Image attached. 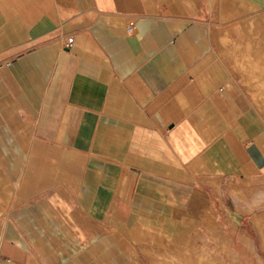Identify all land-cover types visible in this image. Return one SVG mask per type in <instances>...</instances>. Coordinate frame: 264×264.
I'll use <instances>...</instances> for the list:
<instances>
[{
	"label": "crops",
	"instance_id": "1",
	"mask_svg": "<svg viewBox=\"0 0 264 264\" xmlns=\"http://www.w3.org/2000/svg\"><path fill=\"white\" fill-rule=\"evenodd\" d=\"M261 88L264 0H0V264L183 247L264 177Z\"/></svg>",
	"mask_w": 264,
	"mask_h": 264
},
{
	"label": "rangeland",
	"instance_id": "2",
	"mask_svg": "<svg viewBox=\"0 0 264 264\" xmlns=\"http://www.w3.org/2000/svg\"><path fill=\"white\" fill-rule=\"evenodd\" d=\"M254 102L264 118V103ZM210 184V199L187 243L177 247L163 241L155 247L159 251L167 246L175 248L168 254L171 264H198L186 259L188 254L197 253L212 261L207 264H264V248L260 242V236H264V177L253 181L213 180ZM206 217L213 222L212 230L206 229L203 223ZM254 218L258 220L259 228L262 224L261 229L255 226ZM160 255L144 253L149 264H157Z\"/></svg>",
	"mask_w": 264,
	"mask_h": 264
},
{
	"label": "bare ground",
	"instance_id": "3",
	"mask_svg": "<svg viewBox=\"0 0 264 264\" xmlns=\"http://www.w3.org/2000/svg\"><path fill=\"white\" fill-rule=\"evenodd\" d=\"M256 91H257V96L260 97V98H263V99H262V101H263V100H264V88L257 89ZM206 218H207V217H206ZM254 224H255L256 227H258V225H259V224H258V221H255ZM261 228H262V224H261V227H260V228L258 227V229H261ZM247 239H248V238H247ZM260 242H261V246H262V248H264V236H263V235L260 236ZM159 248H160V247H159ZM164 248H165V247H164ZM162 249H163V248H162ZM162 249H160V253H161V250H162ZM165 249H166V248H165ZM168 249H169V248H168ZM163 250H164V249H163ZM166 251H167V250H166ZM164 252H165V251H164ZM163 254H164V253H163ZM165 254H166V253H165ZM164 256H165V255H164ZM165 257H166V256H165ZM162 259H163V258H162ZM165 262H166V260H165Z\"/></svg>",
	"mask_w": 264,
	"mask_h": 264
},
{
	"label": "built area",
	"instance_id": "4",
	"mask_svg": "<svg viewBox=\"0 0 264 264\" xmlns=\"http://www.w3.org/2000/svg\"><path fill=\"white\" fill-rule=\"evenodd\" d=\"M128 30L131 29V27H127ZM72 43V37H67L64 41H63V47L69 48L70 45Z\"/></svg>",
	"mask_w": 264,
	"mask_h": 264
}]
</instances>
